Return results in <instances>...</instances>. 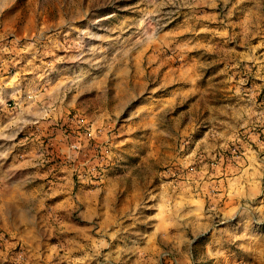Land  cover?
Segmentation results:
<instances>
[{
    "label": "rangeland",
    "instance_id": "obj_1",
    "mask_svg": "<svg viewBox=\"0 0 264 264\" xmlns=\"http://www.w3.org/2000/svg\"><path fill=\"white\" fill-rule=\"evenodd\" d=\"M0 264H264V0H0Z\"/></svg>",
    "mask_w": 264,
    "mask_h": 264
},
{
    "label": "crops",
    "instance_id": "obj_2",
    "mask_svg": "<svg viewBox=\"0 0 264 264\" xmlns=\"http://www.w3.org/2000/svg\"><path fill=\"white\" fill-rule=\"evenodd\" d=\"M54 117H57V116H61V115H53ZM99 222V224H98V227L100 228L102 225L103 226H106V222L104 221V223L102 222V221H98ZM105 228V227H104Z\"/></svg>",
    "mask_w": 264,
    "mask_h": 264
},
{
    "label": "built area",
    "instance_id": "obj_3",
    "mask_svg": "<svg viewBox=\"0 0 264 264\" xmlns=\"http://www.w3.org/2000/svg\"><path fill=\"white\" fill-rule=\"evenodd\" d=\"M74 146V145H73Z\"/></svg>",
    "mask_w": 264,
    "mask_h": 264
}]
</instances>
